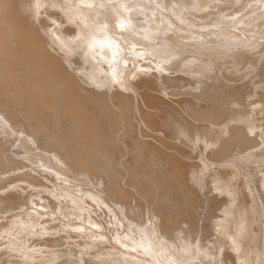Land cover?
<instances>
[{"label":"bare ground","instance_id":"1","mask_svg":"<svg viewBox=\"0 0 264 264\" xmlns=\"http://www.w3.org/2000/svg\"><path fill=\"white\" fill-rule=\"evenodd\" d=\"M0 136V264H264V0H0Z\"/></svg>","mask_w":264,"mask_h":264},{"label":"rangeland","instance_id":"2","mask_svg":"<svg viewBox=\"0 0 264 264\" xmlns=\"http://www.w3.org/2000/svg\"><path fill=\"white\" fill-rule=\"evenodd\" d=\"M207 3H208V2H207ZM0 137H1V136H0ZM28 169H29V168H28ZM1 172H3V173H1ZM1 172H0V177H1L0 180L3 179V181H2L3 183L0 181V185L6 183V180H7V179L4 180L6 177H8L9 175H14V174H16V173H14L13 171H10L11 174H8V173H10V172H8V173H7V172H4V171H1ZM4 173H5V174H4ZM2 174H3V175H2ZM9 177H11V176H9ZM16 178H17V177H16ZM21 184H22V182H21ZM6 189H7V188H6ZM0 211H1V210H0ZM2 212H3V211H2ZM2 212H0V214H1ZM2 214H3V215H2ZM2 214L0 215V224H1L3 221H4V222L6 221V217H5V216L8 215V213L5 214L4 212H3ZM1 217H2V218H1ZM3 217H4V219H3ZM1 221H2V222H1ZM52 231H53V230H52ZM61 233H62V232H59V233H56V234L54 233L53 235H50L51 233H49V236H48L47 233H46V235L48 236V239H46L47 237H45V236H46L45 233H43L44 235H39V234H38L39 236H37V234H33V235H32V234H29V238H28V234L26 233V235H27V237H26L27 240H26V238H24V237H25V233H24V236H23L21 239L26 240V244H28L27 241L30 239V240L32 241L31 244H32L33 246H35V244H37L35 247H41V248H42V250H43V254H42V255H48V254L50 255L51 253H50L49 251H53V250H54L53 248H55L54 251H58L59 249H64V248H65V247H64V246H65V244H64L65 242H66V245L69 246V244H68L69 242L66 241L65 236H63V233H62V234H61ZM31 235H32V236H31ZM34 235H35L37 238H36ZM56 235H59L61 238H59V236H56ZM61 235H62V236H61ZM30 236H31V237H30ZM33 236H34L36 239L33 238ZM50 236H51V238L49 239ZM55 236H56L57 239L54 238ZM3 237H4V236H3ZM38 237H39V238H38ZM40 237H41V238H40ZM44 237H45V238H44ZM0 238H2V237L0 236ZM11 238H14V236L11 237ZM58 238H59V239H63V240H65L64 243H62L61 240H59ZM2 239H3V238H2ZM2 239H0V240L4 243V244H1L2 247L4 246L3 248H7V247L5 246V245H6L5 243H6V241L8 240V238L5 237L3 240H2ZM21 239H20V240H21ZM38 239H39V240H38ZM40 239H41L42 242H40ZM44 239H45L46 241H45ZM53 239H56L57 242H55ZM30 240H29L28 242H31ZM43 240H44V242H43ZM49 240H52V243H53V244H51L52 248H51V246H47V245H50V243H51V241H49ZM1 241H0V242H1ZM4 241H5V242H4ZM18 241H19V240H18ZM34 241H35V242H34ZM47 241H48V242H47ZM53 241H54L55 243H54ZM2 242H1V243H2ZM36 242H37V243H36ZM39 243H40V244H39ZM42 243H43V244H42ZM45 243H49V244H45ZM56 243H58V244H56ZM61 243H62L64 246H63V245H62V246L59 245V244H61ZM31 244H29V245H31ZM38 244H39V245H38ZM55 244H56L57 246H56ZM70 244H71V243H70ZM1 245H0V249L2 248ZM40 245H41V246H40ZM42 245H44V247H42ZM53 245H54V246H53ZM33 246H32V248L35 249ZM45 246H46V247H45ZM67 246H66V247H67ZM47 247H48V248H47ZM60 247H61V248H60ZM46 248H47V251L44 250V249H46ZM49 248H50V249H53V250H48ZM44 252H45L46 254H44ZM16 260H20V258H16ZM5 264H11V262H10V263L7 262V263H5Z\"/></svg>","mask_w":264,"mask_h":264}]
</instances>
